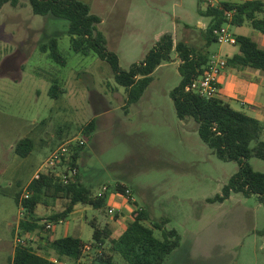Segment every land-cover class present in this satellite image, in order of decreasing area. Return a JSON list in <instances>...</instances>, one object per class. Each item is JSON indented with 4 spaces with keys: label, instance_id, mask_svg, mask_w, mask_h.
Returning <instances> with one entry per match:
<instances>
[{
    "label": "rangeland",
    "instance_id": "obj_1",
    "mask_svg": "<svg viewBox=\"0 0 264 264\" xmlns=\"http://www.w3.org/2000/svg\"><path fill=\"white\" fill-rule=\"evenodd\" d=\"M80 1L101 18L98 29L123 70L142 61L165 34L204 51L205 46H196L202 39L198 6L207 8L202 0ZM68 27L65 19L34 14L29 0L0 7V264H10L22 238L24 214L16 196L43 170L50 152L69 136L81 137L78 130L99 113L100 130L88 137L80 171L87 186L107 188L103 194H109L112 203L104 210L79 206L56 224L51 217L68 201L48 198V205L38 206L36 213L41 226L52 229L24 236L25 242L38 248L47 238L75 236L92 244L91 222L101 224L104 218L111 222L104 226L117 238L128 220L118 226L114 221L130 219L139 206L148 212L147 225L169 219L168 227L181 235L180 247L164 264H264V203L258 196L234 193L223 203L207 202L222 193L239 165L213 154L194 119L177 117L170 92L181 81V61L173 54L172 62L154 72L142 99L126 110V90L116 84L110 65L96 53H76ZM51 40L57 42L58 60L50 55ZM52 89L56 97L50 95ZM24 139L31 149L21 156L16 150ZM249 164L264 173V160L253 157ZM125 187L137 200L129 209L120 206V199L127 202L117 195ZM111 207L118 210L116 215L109 213ZM105 250L108 253V243ZM99 252H86L82 262L91 263ZM114 259L123 263L117 255Z\"/></svg>",
    "mask_w": 264,
    "mask_h": 264
},
{
    "label": "trees",
    "instance_id": "obj_2",
    "mask_svg": "<svg viewBox=\"0 0 264 264\" xmlns=\"http://www.w3.org/2000/svg\"><path fill=\"white\" fill-rule=\"evenodd\" d=\"M32 11L36 15H52L69 22L68 35L71 45L76 53L89 56L96 53L106 61L114 74L117 85L126 90L125 109L140 101L145 91L153 81L154 72L163 63L173 61V54L181 61L178 68L181 81L171 92L177 117L184 121L194 119L198 124V133L202 141L211 149L213 154L222 161L236 162L238 171L223 187L222 193L207 199L208 203H223L234 193L245 197L258 196L264 203V173L254 171L249 160L253 157L264 160V125L240 111L234 110L227 103L216 98H203L193 92L187 91L192 80L200 77L206 70L209 62V46L216 42L213 30L227 22V11L235 10L231 21L232 25L241 26L250 22L252 27L264 34V3L260 0L247 1L243 4H230L222 1L218 7H208L205 12L199 13L211 17L205 39L207 45L204 51H197L187 42L174 43L171 34L163 35L160 40L147 52L142 61L133 64L129 70L120 67L118 56L107 48L106 36L98 29L101 18L91 13L88 4L80 0H29ZM17 6L19 0H0V7L5 4ZM262 14V17H257ZM240 55L229 59L228 65L245 68L252 67L264 71V50L249 37L238 36ZM51 57L58 60L57 42L51 40ZM47 45L43 51L47 52ZM52 97L57 93L53 89ZM93 120L82 127V132L89 136L96 127ZM252 143L255 146L252 148ZM31 143L24 139L17 147V153L26 156L30 152ZM85 146H77L71 150L66 166L76 169L77 173L65 182L54 172L41 174L38 179L26 186L28 198H21L22 192L16 196L15 201L22 208L24 219L20 223L21 235L33 236L44 227L51 230L47 224L41 226L36 210L38 206H47L48 198L66 199L67 207L51 220L58 224L74 212L77 205L90 206L93 209L104 210L107 207L109 194L98 196V189L93 185L84 183V175L80 172L79 160L83 156ZM68 170H66V173ZM137 206V205H135ZM149 215L145 208L135 207L131 212L126 230L118 237L112 238L108 226L100 227L97 222H91L94 228L92 244L85 243L75 236L61 238H47L46 245L35 248L32 243L20 239L18 246L10 260V264H88L83 261L85 246L90 245L96 253L94 261L89 264H118L114 259L119 256L122 264H164L168 257L180 247L181 235L177 229L168 227L169 219H162L147 225ZM50 226V228H48ZM30 242V241H29ZM109 244L108 253L105 250ZM90 252V251H89ZM55 256V259L52 256ZM55 260V261H54Z\"/></svg>",
    "mask_w": 264,
    "mask_h": 264
},
{
    "label": "crops",
    "instance_id": "obj_3",
    "mask_svg": "<svg viewBox=\"0 0 264 264\" xmlns=\"http://www.w3.org/2000/svg\"><path fill=\"white\" fill-rule=\"evenodd\" d=\"M224 1L228 2L230 4H243L247 1H256V0H224ZM260 1H262L264 3V0H260ZM200 8H201L202 12H205L208 7L205 9H202L201 6L200 7L198 6V15L200 16V18L197 20V24H198L197 28H198L199 35L202 37V39L200 40V42L198 44H196V46L200 45L199 47L201 48V47H204L207 45V42L205 39V34H206V31H207L210 23L212 22V18L202 16L199 13ZM201 17L203 18L202 20H201ZM257 17L261 18L262 14H257ZM229 27H230L231 32L236 37H238V36L249 37L257 44L258 48H260L261 50H264V34L260 31L256 30V29H254L250 22L247 21L241 26H235V25L230 24ZM185 28L187 30H190V28L188 26H186ZM171 35L173 37L174 43L176 44L177 38L173 34H171ZM160 38H159V40H160ZM208 48H209V52H210L209 60L212 56L217 55V56H220V57H222L228 61L229 59L233 58L234 56L240 55V47L238 44L237 45H221V44H218L217 42H212ZM145 55H144V57H145ZM175 57H176V55H175ZM153 80H154V78H153ZM217 98L222 100L223 102L227 103L234 110L240 111V112H242V113H244V114H246L252 118H255V119L259 120L264 125V71L259 70V69H255L252 67L237 68V67H233V66L228 65V67L226 68L224 73L219 78V91H218ZM125 102H126V91H125V99H124V101H122L123 109L126 105ZM104 114L105 113H103L102 115H104ZM94 120L97 121V124H96L95 129L90 133L89 136L85 135L82 132V130H81L82 127H81L78 130V134L82 135L81 137H78L77 134L69 136V137H67V139L64 142L62 141L61 144L65 143L69 140L76 139V138H85L87 140V143L85 144V148L83 151V153H84L87 144L90 142L89 138L92 136V133H95L97 130H100V113L98 114L97 117L94 118ZM98 120H99V122H98ZM57 148L53 149L50 152V154L46 157V160L49 158V156L52 154V152H54ZM80 161H81V159L79 160V165H80ZM36 172H38V171H36ZM36 172H35V174H36ZM35 174H34V176H35ZM34 176L29 180L27 185L32 181V179H34ZM84 180H85V175H84ZM108 201H110L112 203V199L110 196H108ZM108 201H107V203H108ZM123 202H125V201L120 199V202H119V204H121L120 206H123L126 209H129V205L127 203L125 205V203L123 204ZM109 205L110 204H108V206ZM79 206H83V205H77L72 214H75L78 211L77 207H79ZM121 212H122V209H121ZM106 219L107 218L103 219V223H101V224L98 223L100 227H104L105 224L111 223V222H108ZM126 220L129 221V218H127V217L120 218L114 222H115V225L118 226V225L123 224V222L125 223ZM126 228H127V224L125 225V227H123V230L121 231L120 235L126 230ZM54 238L56 239V237H54Z\"/></svg>",
    "mask_w": 264,
    "mask_h": 264
},
{
    "label": "built area",
    "instance_id": "obj_4",
    "mask_svg": "<svg viewBox=\"0 0 264 264\" xmlns=\"http://www.w3.org/2000/svg\"><path fill=\"white\" fill-rule=\"evenodd\" d=\"M203 3L207 5V7H218L224 0H202ZM235 14V10L227 11L226 19L227 22L221 25L219 28H215L213 30V35L218 44L221 45H237V37L231 32L229 25L233 19ZM228 67V62L226 59L220 56H212L208 62V66L205 72L198 78L192 80V82L187 86L186 90L193 92L203 98L211 99L216 98L218 96L219 91V78L224 73L226 68ZM87 143L85 138H76L73 140H69L63 144H61L49 158L43 164V170H38L36 172L34 179H38L41 174H46L49 172H54L56 176L61 177L65 182L68 181V178L75 175L77 173L76 169H72L66 166V162L68 161V157L72 149L77 146H84ZM66 170L68 172L66 173ZM107 191V188L99 191L98 196H102L103 192ZM23 198L29 197V192L25 191ZM124 198L129 205H133L137 200L134 197L130 188H124L123 193L117 194ZM109 213L112 215H116L118 210L115 207H111ZM50 228V226H48ZM20 241V239H19ZM92 250L90 245L85 246V252H89ZM55 261V260H54ZM68 264V263H61Z\"/></svg>",
    "mask_w": 264,
    "mask_h": 264
}]
</instances>
